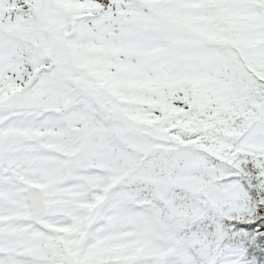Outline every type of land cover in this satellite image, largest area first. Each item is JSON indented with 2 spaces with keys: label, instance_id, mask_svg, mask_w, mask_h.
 I'll use <instances>...</instances> for the list:
<instances>
[{
  "label": "snow or ice",
  "instance_id": "6c2138e0",
  "mask_svg": "<svg viewBox=\"0 0 264 264\" xmlns=\"http://www.w3.org/2000/svg\"><path fill=\"white\" fill-rule=\"evenodd\" d=\"M0 264H264V0H0Z\"/></svg>",
  "mask_w": 264,
  "mask_h": 264
}]
</instances>
